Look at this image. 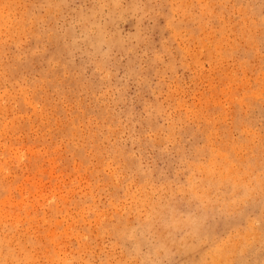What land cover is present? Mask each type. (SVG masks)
I'll return each instance as SVG.
<instances>
[{"label": "rangeland", "instance_id": "obj_1", "mask_svg": "<svg viewBox=\"0 0 264 264\" xmlns=\"http://www.w3.org/2000/svg\"><path fill=\"white\" fill-rule=\"evenodd\" d=\"M0 264H264V0H0Z\"/></svg>", "mask_w": 264, "mask_h": 264}, {"label": "bare ground", "instance_id": "obj_2", "mask_svg": "<svg viewBox=\"0 0 264 264\" xmlns=\"http://www.w3.org/2000/svg\"><path fill=\"white\" fill-rule=\"evenodd\" d=\"M162 13V12H161ZM202 60V59H201ZM90 155V154H89Z\"/></svg>", "mask_w": 264, "mask_h": 264}]
</instances>
